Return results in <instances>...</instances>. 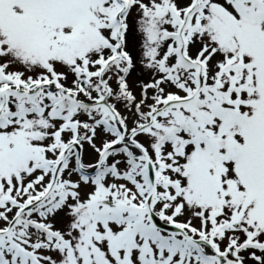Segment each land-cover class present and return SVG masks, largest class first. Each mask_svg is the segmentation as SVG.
I'll return each instance as SVG.
<instances>
[{
    "label": "snow or ice",
    "instance_id": "snow-or-ice-1",
    "mask_svg": "<svg viewBox=\"0 0 264 264\" xmlns=\"http://www.w3.org/2000/svg\"><path fill=\"white\" fill-rule=\"evenodd\" d=\"M0 264H264V0H0Z\"/></svg>",
    "mask_w": 264,
    "mask_h": 264
}]
</instances>
